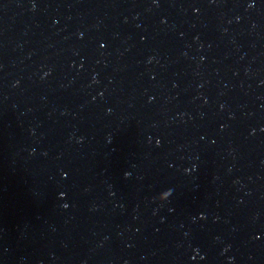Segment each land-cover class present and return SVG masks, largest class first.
<instances>
[{"label": "water", "instance_id": "1", "mask_svg": "<svg viewBox=\"0 0 264 264\" xmlns=\"http://www.w3.org/2000/svg\"><path fill=\"white\" fill-rule=\"evenodd\" d=\"M0 264H264V0H0Z\"/></svg>", "mask_w": 264, "mask_h": 264}]
</instances>
